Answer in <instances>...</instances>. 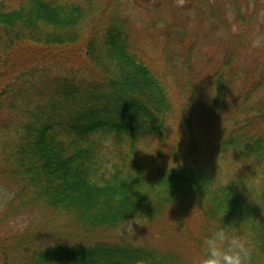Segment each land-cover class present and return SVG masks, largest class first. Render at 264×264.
<instances>
[{
    "label": "trees",
    "instance_id": "obj_1",
    "mask_svg": "<svg viewBox=\"0 0 264 264\" xmlns=\"http://www.w3.org/2000/svg\"><path fill=\"white\" fill-rule=\"evenodd\" d=\"M257 32L264 0H0V264H196L224 222L264 264ZM35 210L72 235L10 229Z\"/></svg>",
    "mask_w": 264,
    "mask_h": 264
},
{
    "label": "rangeland",
    "instance_id": "obj_2",
    "mask_svg": "<svg viewBox=\"0 0 264 264\" xmlns=\"http://www.w3.org/2000/svg\"><path fill=\"white\" fill-rule=\"evenodd\" d=\"M183 1H180V3ZM217 4V1L215 2ZM218 5V4H217ZM171 10H166V12H161L160 15L161 17L165 16H169L171 18L174 19H178L179 22H183V20H181L180 17H182L183 15H185V12L179 11L177 12H173ZM189 13H192V11H187ZM203 13H206V11H202ZM155 14V13H152ZM198 12H194L191 15V20L185 22L186 26L189 27V29L193 32L191 34V38L195 42H200V43H205V42H214L215 41V34L222 37L223 33H222V29L219 27L218 30L216 29H211L210 28V24L214 23L213 21V17H209L206 14H202V15H198ZM159 15V14H157ZM178 15V16H177ZM202 17V20H200ZM184 23V22H183ZM217 23V22H216ZM195 28V30L193 29ZM203 32L204 34L202 36H200V33ZM166 33L165 27H161V36H163ZM197 44V43H196ZM200 48H205L206 46H202V45H198ZM258 55H260L263 58L264 61V48H263V53H257ZM199 58V56H197ZM9 181H6L4 185L9 184ZM47 216H49V214L46 215V217L44 218V213L35 210L33 212H31L30 214H27L25 216H23L21 219L18 220L17 223H13L10 226V229L13 232H16V230L18 229H22L24 226L26 228H29V232H31L33 235L32 237V241L35 239V241L37 240V242L40 239H45L43 237H45L47 239H51L53 234L54 235H58L60 233H66L67 236L72 235L73 233V227L70 221H68L66 218H58L56 220H53V222L51 223L52 225V229H48V225L49 222L47 221ZM172 222V215L169 216L167 218V220L165 221L166 224H170ZM157 227L160 228V223H156ZM64 227L60 228V227ZM47 227V228H46ZM155 232H157V228H155V225H150V228H143L141 230V232L137 235L138 238L141 239H152L154 241H156L157 243L159 242H164V243H169L171 244L173 241V239H169V240H165V239H161L160 237L155 238ZM58 238V237H57Z\"/></svg>",
    "mask_w": 264,
    "mask_h": 264
},
{
    "label": "clouds",
    "instance_id": "obj_3",
    "mask_svg": "<svg viewBox=\"0 0 264 264\" xmlns=\"http://www.w3.org/2000/svg\"><path fill=\"white\" fill-rule=\"evenodd\" d=\"M232 18V13H227ZM251 47L264 48V32H257L251 39ZM223 217L225 213L222 214ZM252 247L250 235L228 226L218 224L203 238L202 254L196 264H251Z\"/></svg>",
    "mask_w": 264,
    "mask_h": 264
}]
</instances>
